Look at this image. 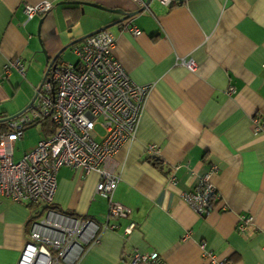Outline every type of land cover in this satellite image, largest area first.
<instances>
[{"label":"crops","instance_id":"0c3cea01","mask_svg":"<svg viewBox=\"0 0 264 264\" xmlns=\"http://www.w3.org/2000/svg\"><path fill=\"white\" fill-rule=\"evenodd\" d=\"M38 1L0 0V120L23 106V87L28 99L41 81V48L51 57L122 17L68 1L130 12L145 0H45L51 10L25 20L22 5ZM177 2L169 7L148 0L105 28L115 38L113 58L132 81L149 88L134 138L106 162L119 175L112 200L130 210L125 218L107 220L117 229L101 227L107 203L94 191L95 172L65 166L56 172L53 205L100 225L97 242L76 264H130L135 250L157 253L158 264H206L201 243L223 264H264V0ZM65 50L57 62H76ZM16 58L24 75L12 67L5 74L3 66ZM179 59L193 60L196 71ZM18 94L24 102L14 106ZM254 117L263 128L256 132ZM147 143L159 148L157 165L145 153ZM204 174L218 197L200 216L180 194ZM34 205L0 197V264L17 263L29 241ZM243 218L249 222L237 231ZM129 221L134 228L123 234Z\"/></svg>","mask_w":264,"mask_h":264},{"label":"built area","instance_id":"2783aa9c","mask_svg":"<svg viewBox=\"0 0 264 264\" xmlns=\"http://www.w3.org/2000/svg\"><path fill=\"white\" fill-rule=\"evenodd\" d=\"M158 1L170 6L175 0ZM51 8L50 2L41 0L24 3L22 12L25 20H29L48 13ZM123 27L132 35L140 32L132 25ZM114 42L112 33L101 29L71 45L76 62L56 61L39 89H34L37 102L29 108L30 114L24 111L5 120L4 129L0 130V197L14 202L40 203L45 207L41 216L31 222L29 241L24 244L16 264H76L84 248L98 240L100 225L97 222L50 207L56 189V172L62 166L97 174L94 191L107 203L103 229H117V224L107 222L109 218L129 215L128 207L112 200L119 175L108 169L106 162L123 143L134 138L149 86L132 81L113 58ZM179 63L190 72L197 69L191 59H179ZM10 67L24 75L18 58L8 61L3 72L7 74ZM40 117L50 120L52 133L39 137L34 146L15 161V142L22 137L23 130ZM251 127L255 132L263 129L255 117ZM145 153L147 157L157 158L159 148L147 143ZM180 197L197 215L203 216L218 195L204 174ZM248 222L249 218L239 220L235 229L243 231ZM133 228L134 223L129 221L122 233L129 234ZM200 247L206 264H223L213 253L204 250L202 243ZM129 262L158 264V256L155 252L135 250Z\"/></svg>","mask_w":264,"mask_h":264},{"label":"water","instance_id":"95a60500","mask_svg":"<svg viewBox=\"0 0 264 264\" xmlns=\"http://www.w3.org/2000/svg\"><path fill=\"white\" fill-rule=\"evenodd\" d=\"M68 2H69V3H76V4L89 5V6H92V7L98 8V9H101V10H105V11H109V12H114V13H119V14H122V17H120L119 19L113 21L112 23H110V24H108V25H105V26L102 27V28L96 29V30H94V31H92V32H90V33H88L87 35H85V36H83V37H80V38H77V39H75V40H72L69 44L64 45L63 47H61V48H60V49H59V50H58L53 56H51V57H48V56L45 54L44 50L41 48V49H40V52L42 53V55H43V57H44V61H45V63H46V67H45V70H44V72H43V75H42L41 81L38 83V85H37V87H36V91L39 89V87H40V85H41V82H42V80L44 79V77L46 76L48 70H49L50 68L53 67V65H54V63L56 62V60L60 57V54L65 50V48H66L68 45H70V44H72V43H75V42H78V41L82 40L83 38H85L86 36L91 35V34L97 32V31H99V30H101V29H105V28L109 27V25H113V24L119 23V22H121V21L127 19L128 17H130V16H132L133 14L137 13L138 11L142 10V9L144 8V6L147 4L148 0H145V1H144V5H143L142 7H140L139 9L134 10V11H130V12H123L122 10H119V9H109V8H105V7H103V6L99 5V4L91 3V2H84V1H68ZM35 97H36V93L34 92V95L32 96V98L30 99V101L27 103V105H26L23 109H21L19 112L15 113V114L12 115V116H9V117H7V118H5V119H1L0 121H5V120H7V119L14 118V117H16L17 115H19L20 113L24 112L26 109L31 108V105H32V103H33Z\"/></svg>","mask_w":264,"mask_h":264},{"label":"rangeland","instance_id":"374dc122","mask_svg":"<svg viewBox=\"0 0 264 264\" xmlns=\"http://www.w3.org/2000/svg\"><path fill=\"white\" fill-rule=\"evenodd\" d=\"M69 50L70 49H68V48L65 50V52H64L65 55H70L71 54L74 57V55L72 54L71 50L70 51ZM65 62H67V61H65ZM20 92L23 94V96L25 98V103L23 104L24 101L20 99V94L16 95V97H14V100H13V102H11V104H14V106L15 105L17 106L18 104H23V106L20 107L19 109H17L15 112H19L21 109H23L27 105V103L30 101L32 96L34 95V92H33V94L31 92V96L28 99H26L27 98V92H26V88L25 87H23ZM36 102H37L36 99H34L33 104H36ZM30 112H31L30 109H26L25 110L26 114H30ZM1 115H3V113H1ZM4 124H5V121L0 122V130L4 129ZM40 132H41V130H40V125L39 124H34L32 126L26 127L23 130V133H24L23 138L20 141L19 140L16 141V144H15V148H14V160L15 161L22 155V153L25 150H28L30 147L33 146L32 144L34 142H36L37 139L40 137ZM34 208H37V211H40L41 208H42V204H40V203L36 204V205H34ZM39 217H37V218H39Z\"/></svg>","mask_w":264,"mask_h":264},{"label":"trees","instance_id":"16d2710c","mask_svg":"<svg viewBox=\"0 0 264 264\" xmlns=\"http://www.w3.org/2000/svg\"><path fill=\"white\" fill-rule=\"evenodd\" d=\"M176 4H178L177 0H175L173 2V4L171 6H169V7L175 6ZM75 43H77V42H75ZM75 43L70 44V46L75 44ZM0 122H3V121H0ZM34 124H39L40 125V130H41L42 136H49L52 133V131H53V126H52L50 120L47 117H40L37 120H35L32 124H30L29 126H32ZM149 158H151V160H152L154 165L158 164V158H156V157H149ZM28 205L30 206V204H28ZM50 207L53 208V209H56L57 211H59V212H61L63 214H66V215H70V216L77 217V218H86V217L77 216L72 211L60 210L57 207H55L53 204ZM44 209H45V207L42 206L41 210L37 211V212H34L35 215L32 216L31 218L36 219L37 217H39L42 214Z\"/></svg>","mask_w":264,"mask_h":264}]
</instances>
